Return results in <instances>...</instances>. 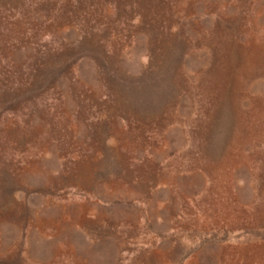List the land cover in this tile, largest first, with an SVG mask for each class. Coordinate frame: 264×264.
Instances as JSON below:
<instances>
[{
    "label": "rangeland",
    "instance_id": "374dc122",
    "mask_svg": "<svg viewBox=\"0 0 264 264\" xmlns=\"http://www.w3.org/2000/svg\"><path fill=\"white\" fill-rule=\"evenodd\" d=\"M0 264H264V0H0Z\"/></svg>",
    "mask_w": 264,
    "mask_h": 264
}]
</instances>
